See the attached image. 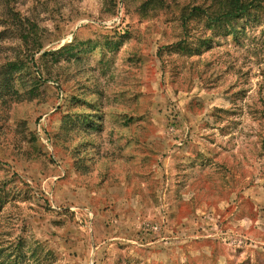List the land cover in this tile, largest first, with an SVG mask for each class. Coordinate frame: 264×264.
<instances>
[{
    "label": "rangeland",
    "instance_id": "rangeland-1",
    "mask_svg": "<svg viewBox=\"0 0 264 264\" xmlns=\"http://www.w3.org/2000/svg\"><path fill=\"white\" fill-rule=\"evenodd\" d=\"M145 1L0 0V264H264V9Z\"/></svg>",
    "mask_w": 264,
    "mask_h": 264
},
{
    "label": "trees",
    "instance_id": "trees-1",
    "mask_svg": "<svg viewBox=\"0 0 264 264\" xmlns=\"http://www.w3.org/2000/svg\"><path fill=\"white\" fill-rule=\"evenodd\" d=\"M152 0L145 1L141 7L144 11L149 10V6ZM161 6L160 4H158ZM264 9V0H210L204 5L188 7L185 18H203L210 24L214 25H233L234 22L242 17L251 14L253 11H261ZM17 21H15V28L18 30L19 36L22 42L26 46H31L32 48L36 45L38 46V51L43 48V44L40 41L38 35V30L31 22H26V20L20 18L19 14L14 13L12 15ZM187 16V17H186ZM10 66H13L8 72L10 76L18 74L27 67L25 63L14 62ZM31 95H34L32 91Z\"/></svg>",
    "mask_w": 264,
    "mask_h": 264
}]
</instances>
